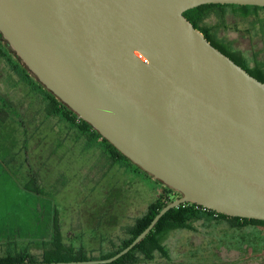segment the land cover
Returning a JSON list of instances; mask_svg holds the SVG:
<instances>
[{"label":"water","instance_id":"1","mask_svg":"<svg viewBox=\"0 0 264 264\" xmlns=\"http://www.w3.org/2000/svg\"><path fill=\"white\" fill-rule=\"evenodd\" d=\"M264 0H0V33L36 79L186 203L264 221V83L185 17Z\"/></svg>","mask_w":264,"mask_h":264},{"label":"rangeland","instance_id":"2","mask_svg":"<svg viewBox=\"0 0 264 264\" xmlns=\"http://www.w3.org/2000/svg\"><path fill=\"white\" fill-rule=\"evenodd\" d=\"M257 18H264V12H260L259 17L243 18L239 10L227 7L210 13L202 26L213 29L218 40L240 52L254 67L264 55L261 52L264 51V40L248 32ZM1 65L0 75L3 62ZM5 86V83L0 85ZM16 89L30 90L31 87L20 82ZM33 95L32 102L27 98L21 101L38 109L41 99L37 93ZM1 97L3 101L4 95ZM20 110L23 111L24 106ZM57 121L61 118L50 120L49 127ZM3 132V136L9 139L16 135L13 127ZM8 145L0 146L1 257L16 249L41 256L42 241L54 238L53 218L57 214L63 242L84 247L90 256L97 258L103 251L110 250L113 242L120 243V239L126 237L127 227L145 214L164 189L153 179L134 173L123 164L111 165L100 144L93 147L94 143L90 145L84 137L81 143L72 144L68 151L60 149L55 158L51 154V159L46 162L44 159L26 164L10 162ZM54 145L55 142L50 149H57ZM48 150L49 147L44 146V153L40 155L46 157ZM1 165L6 166V172H2ZM19 186H27L34 192L27 189L30 193L23 190L20 193ZM196 226L198 232L179 230L167 237L165 244L169 260L157 256L151 263L141 261L138 264H264V257L246 261L239 250L224 244V241L231 243L251 233L264 234L263 227L240 230L232 228L227 221H212L207 226L202 222Z\"/></svg>","mask_w":264,"mask_h":264},{"label":"trees","instance_id":"3","mask_svg":"<svg viewBox=\"0 0 264 264\" xmlns=\"http://www.w3.org/2000/svg\"><path fill=\"white\" fill-rule=\"evenodd\" d=\"M232 7L239 10L243 18H250L264 12V7L250 6V5H231V4H207L188 10L184 13L185 17L200 30L208 41L221 50L224 54L229 56L242 68L247 70L252 76L264 83V55L261 60H257L253 68H249V64L240 52L233 51L230 47L224 45L216 38L213 33L214 30L202 26L204 19L212 12L219 10L223 11L224 8ZM261 25L258 30L257 26ZM257 37L264 40V19L257 18L252 22V32ZM264 53V51H261ZM258 54V53H257ZM256 54V58L257 55ZM14 51L9 47L0 33V58L12 59L14 61ZM15 60L20 67H23L21 73L24 74L26 80L30 81L35 88L40 90L45 101L47 102V113L52 116H59L68 121L76 128H78L87 141L91 143H98L106 154L108 159L115 164H123L130 168L132 172L142 174L145 177L153 179L159 183L162 189L158 198L151 203L147 211L142 217H139L134 224L129 225L125 231L126 237L120 239V243L113 242V247L108 251H103L102 255L95 258L90 256L84 247H75L63 242L61 226L58 222V215L55 214L53 218V236L51 240H43V251L41 256H36L29 251L9 250L5 256H0V264H21V263H54V262H83L90 260L109 259L117 253L128 247L137 237L143 232L155 216L169 203L180 198L182 195L174 189L165 186L162 182L155 180L152 175L141 169L138 165L133 163L125 155H123L113 144L105 139L98 131H96L88 122L81 119L74 111H72L60 99L48 91L36 77L23 65V62L16 57ZM37 89V90H38ZM38 90V91H39ZM56 211V210H55ZM212 221H227L232 228L243 229L246 227H263L264 221L256 219H248L241 217H232L224 214L217 213L214 210L205 208L198 204L186 203L179 207L169 210L156 224L154 229L129 253L125 254L118 260L109 264H138L141 261L153 262L157 256L165 260L170 259V255L165 244L167 237L172 233L179 230H187L191 232H198L197 223H204L205 226ZM228 248L239 250L242 254L243 260L262 259L264 257V234L263 232L251 233V235L240 236L237 241H224ZM8 245L12 244L11 241H5ZM229 244V245H228Z\"/></svg>","mask_w":264,"mask_h":264},{"label":"crops","instance_id":"4","mask_svg":"<svg viewBox=\"0 0 264 264\" xmlns=\"http://www.w3.org/2000/svg\"><path fill=\"white\" fill-rule=\"evenodd\" d=\"M2 62L4 68H2V74L0 75V85L5 83L6 86L0 87L3 90H0V99L2 98L1 95L5 97L3 101L0 100V146L10 144L7 146L8 153L11 154L8 155L9 161L16 164H20L21 162L19 161H22V164H26L31 160L38 162L44 159L46 162L51 159V154L55 158L56 153L60 149L68 151L72 148V144L81 143L84 136L78 128L59 116H52L47 113V102L40 91L36 90L34 85L25 79L24 74L21 73L22 67L15 60L7 58H0V67L2 66ZM20 82L25 86L31 87V89H16ZM35 93L41 99V105L38 109L33 105H26V101H21L22 98H27V101L32 102L33 94ZM27 94L29 96H25ZM22 106H24L23 111L20 110ZM57 118H61V121H57L58 123L55 122L57 124L54 123L49 127V121ZM44 123L46 125L42 127L41 125H44ZM10 127H13L14 133L16 132L13 139L3 136V130ZM84 138L86 139V137ZM54 142V146L58 150L50 149L51 144ZM44 146L49 147L46 157L40 155L41 152L44 153ZM93 147H96V142ZM111 165H113L112 162ZM5 170L6 166H2V172H6ZM8 177L10 178V176ZM18 188L20 193H23L22 190L26 193L34 192V190H30L27 186H19Z\"/></svg>","mask_w":264,"mask_h":264},{"label":"flooded vegetation","instance_id":"5","mask_svg":"<svg viewBox=\"0 0 264 264\" xmlns=\"http://www.w3.org/2000/svg\"><path fill=\"white\" fill-rule=\"evenodd\" d=\"M253 17H255V16H253ZM257 17H259V15H257ZM261 19H264V18H261ZM257 28H258V30H260L261 29V25L259 24L258 26H257ZM249 31V30H248ZM249 35H251V36H254V33H253V31L252 32H249ZM250 36V37H251ZM259 39H261V40H263L260 36L258 37ZM14 58V60H16L17 58L15 57V55L13 56ZM24 65V64H23ZM23 68V67H22ZM249 68L251 69V68H253V67H251L250 65H249Z\"/></svg>","mask_w":264,"mask_h":264}]
</instances>
